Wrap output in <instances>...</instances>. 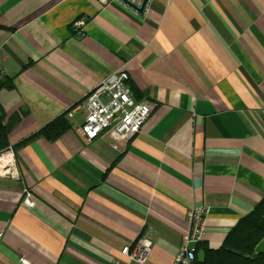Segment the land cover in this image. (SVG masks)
I'll use <instances>...</instances> for the list:
<instances>
[{"label": "crops", "instance_id": "crops-1", "mask_svg": "<svg viewBox=\"0 0 264 264\" xmlns=\"http://www.w3.org/2000/svg\"><path fill=\"white\" fill-rule=\"evenodd\" d=\"M116 71L153 105L123 153L80 129ZM0 78L28 193L0 188V264L125 263L142 235L148 264H172L194 208L215 250L264 196V0H0Z\"/></svg>", "mask_w": 264, "mask_h": 264}, {"label": "built area", "instance_id": "built-area-1", "mask_svg": "<svg viewBox=\"0 0 264 264\" xmlns=\"http://www.w3.org/2000/svg\"><path fill=\"white\" fill-rule=\"evenodd\" d=\"M102 5L115 2L125 10L137 13L134 8L141 7L144 0H97ZM152 0H146L143 13H147ZM79 21L73 28H80ZM129 76L124 71H116L100 81L84 97L86 114L81 125L83 140L90 143L100 137H105L109 147L123 153L129 143L140 132L149 118L153 105L148 102H138L132 97L129 87ZM0 188L18 190L23 188L22 172L18 165L16 155L11 147L0 153ZM31 204L29 199H24ZM209 213L207 207L194 208L187 218L188 230L184 236L178 255L172 264H195L196 246L203 240V224ZM152 242L147 235L140 236L133 245L124 247L121 255L126 258L125 263L117 264H148Z\"/></svg>", "mask_w": 264, "mask_h": 264}, {"label": "trees", "instance_id": "trees-1", "mask_svg": "<svg viewBox=\"0 0 264 264\" xmlns=\"http://www.w3.org/2000/svg\"><path fill=\"white\" fill-rule=\"evenodd\" d=\"M13 88L11 79L0 78V92L10 91ZM18 122L19 117L16 115L7 118L0 105V153L9 147V134ZM66 129V126L59 124L53 131V138ZM263 237L264 196L250 213L238 220L219 248L211 250L201 243L196 246V254L200 250L204 252L203 264H264V255L255 253V248Z\"/></svg>", "mask_w": 264, "mask_h": 264}, {"label": "water", "instance_id": "water-1", "mask_svg": "<svg viewBox=\"0 0 264 264\" xmlns=\"http://www.w3.org/2000/svg\"><path fill=\"white\" fill-rule=\"evenodd\" d=\"M145 3H146V0L143 1L141 7H139V8H134V7H133V9H134L137 13L142 14V13H143V9H144V5H145ZM204 261H205V255H204V252H203L202 250H200V251H198L197 254H196V262H197L198 264H203Z\"/></svg>", "mask_w": 264, "mask_h": 264}, {"label": "bare ground", "instance_id": "bare-ground-1", "mask_svg": "<svg viewBox=\"0 0 264 264\" xmlns=\"http://www.w3.org/2000/svg\"><path fill=\"white\" fill-rule=\"evenodd\" d=\"M4 159H7L5 156H3L2 158H0V162L3 161Z\"/></svg>", "mask_w": 264, "mask_h": 264}, {"label": "rangeland", "instance_id": "rangeland-1", "mask_svg": "<svg viewBox=\"0 0 264 264\" xmlns=\"http://www.w3.org/2000/svg\"><path fill=\"white\" fill-rule=\"evenodd\" d=\"M5 151V150H4Z\"/></svg>", "mask_w": 264, "mask_h": 264}]
</instances>
